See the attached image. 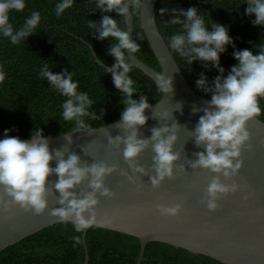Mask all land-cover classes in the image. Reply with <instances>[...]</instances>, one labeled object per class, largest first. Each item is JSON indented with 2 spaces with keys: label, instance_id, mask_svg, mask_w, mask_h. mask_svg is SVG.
Masks as SVG:
<instances>
[{
  "label": "clouds",
  "instance_id": "clouds-1",
  "mask_svg": "<svg viewBox=\"0 0 264 264\" xmlns=\"http://www.w3.org/2000/svg\"><path fill=\"white\" fill-rule=\"evenodd\" d=\"M75 0H57L55 14L61 16L66 9L73 6ZM144 0H95V8L103 15L99 24L89 20L88 27L96 39L112 38L109 55L114 57L111 67L103 69L112 76L113 84L122 94L121 103L125 105L120 113L121 127L126 135L109 137V144L119 148L123 144V156L133 167L135 172L144 173L143 166L136 164V158L151 145L153 167L155 175L151 176V183L158 187L165 178H172L179 153L174 151V144L178 139L180 124L173 121L161 127H153L150 137H141L140 128L149 119L146 110L152 107L148 96L138 93L136 81L130 75L133 69L130 56L125 50L135 54L140 44L133 39L122 26L135 13L142 10ZM245 12L254 15L253 26H264V0H246ZM26 0H0V36L10 39L12 44H18L35 33L41 21V13L32 11L20 27H14L10 22V13L23 11ZM116 12L123 21L113 18L108 13ZM160 15L171 13L172 19L166 21L172 25H179L180 29L167 37V47L178 54L188 65L200 60L203 67L218 70L211 85L204 73H200L196 80V87L204 93L210 94L207 107L192 133L196 145H203L204 151L198 152L195 161H189L192 169H205L215 173L206 190L205 203L209 210L218 208L217 201L224 195L235 193L240 185L226 183L237 176L243 166L242 150L252 149L251 133L247 124L254 117L261 115V100H264V43L255 45L256 54L250 49H236L234 38L229 34V28L213 20L207 22L205 14L197 7L160 8ZM155 18L148 21L154 24ZM154 34V33H153ZM251 43V42H250ZM234 49L232 56L237 61L225 75V68L221 66V54L227 52L228 46ZM3 65L0 64V83L6 78ZM39 76L46 79L49 86L66 99L60 105L61 116L64 121L74 124L72 131H92L87 120L99 119L95 112L90 111L95 103L85 91L79 90V80H74L75 72L65 68L60 73L50 70L47 63L39 70ZM156 91L161 94L162 101L165 94L173 93V79L164 71L154 74ZM196 109H194L195 111ZM101 116L104 110L101 109ZM161 119L167 121L171 112L167 109L158 113ZM87 118V120H86ZM10 129L4 130V138L0 139V186L10 197L5 200L0 195V206L4 209L19 205L25 211L34 214L45 212L48 206L49 177L55 174L58 179L54 189L58 192L60 207L51 211L53 217L65 224L71 223L75 232L80 233L98 223L96 209L100 203L99 197L111 198L115 193L105 185V178L115 170V165L105 162H94L91 165L81 164V158L71 153L67 158L59 150L50 149L49 136L44 135L40 127H33L30 138L20 139L10 135ZM67 136V133L64 134ZM56 159L55 167L50 162ZM223 177V180L221 179ZM88 180L87 189L76 191L78 185ZM247 199V196L244 197ZM182 205H157L164 216H177ZM75 244L80 243L79 235L73 236Z\"/></svg>",
  "mask_w": 264,
  "mask_h": 264
},
{
  "label": "water",
  "instance_id": "water-1",
  "mask_svg": "<svg viewBox=\"0 0 264 264\" xmlns=\"http://www.w3.org/2000/svg\"><path fill=\"white\" fill-rule=\"evenodd\" d=\"M158 0H144L139 11V26L160 67V71L173 79V93L164 95L146 110L149 117L140 128L141 137H150L153 127L169 125L175 120L180 124L174 151L179 153L172 178H165L154 187L150 177L155 175L151 145L136 158V164L143 166L144 173L135 172L123 156V144L119 148L109 144V137L126 135L120 120L88 132H68L66 135L50 137V149H59L67 158L76 153L82 166L94 162L115 165L116 170L106 176L105 185L115 195L111 198L99 197L96 209L98 223L92 227L103 228L127 234L139 239L140 254L136 264L143 259L145 248L150 242H160L175 248L185 249L195 255H203L223 264H264V123L254 117L247 124L251 133L252 149L242 150L243 166L237 176L226 183H237L240 188L235 193L222 196L215 211L206 203V190L212 177L210 170L192 169L189 161H195L197 153L204 151L203 145H196L192 134L207 107L210 98L195 93L185 80L171 52L162 38L155 18ZM134 19L131 16L125 29L133 34ZM154 33V34H153ZM130 56L133 68L140 70L154 81L156 71L125 50ZM104 68H109L96 60ZM207 78V76H206ZM208 80V78H207ZM209 85L211 82L208 80ZM161 99V98H160ZM167 109L171 117L165 121L158 113ZM194 109H196L194 111ZM4 134L0 132V139ZM27 140L25 138H20ZM56 159L50 164L55 167ZM48 183V206L45 212L34 214L19 205L4 209L0 206V252L47 227L62 223L53 217L51 211L60 207L59 194L54 189L58 177L53 174ZM223 180V177H221ZM88 180L78 185L76 191L87 189ZM0 195L10 200L0 186ZM247 196V199L244 197ZM182 205L177 216L162 215L157 205ZM83 231L82 243L85 244ZM85 250V262H88Z\"/></svg>",
  "mask_w": 264,
  "mask_h": 264
},
{
  "label": "trees",
  "instance_id": "trees-1",
  "mask_svg": "<svg viewBox=\"0 0 264 264\" xmlns=\"http://www.w3.org/2000/svg\"><path fill=\"white\" fill-rule=\"evenodd\" d=\"M246 0H158L155 6V22L167 45V37L180 29L179 25L167 23L171 13L160 15L159 9L184 8L195 6L205 14L207 22L215 20L229 28L236 49H250L258 52L255 45L264 43V26H253L254 15L246 14ZM57 0H26L23 11L13 10L10 22L20 27L32 11L41 13V21L33 35L18 44H12L9 38L0 36V64L6 72L5 80L0 83V132L10 129V135L29 139L33 127H40L44 135L55 137L72 132L74 124L64 121L61 107L65 97L53 90L46 79L39 76V70L47 63L50 70L60 73L65 68L74 71V80H79V90L85 91L95 102L90 111L100 118L87 120L92 129L100 128L120 120L125 105L121 103L122 94L115 88L110 73L99 65L100 61L111 67L114 57L109 55L112 38L96 39L88 21L99 24L103 13L95 8V0H75L73 6L57 17ZM118 21H123L116 12L108 13ZM134 27L132 38L140 44L135 56L154 71L160 67L140 29L139 11L132 15ZM125 27V23H122ZM251 42V43H250ZM169 49V48H168ZM173 59L192 90L210 98L196 87L200 73H204L212 82L219 72L216 68L206 69L200 60L192 65L186 64L175 52ZM231 45L221 54V66L226 70L237 63L232 56ZM130 75L136 81L138 93L146 95L153 105L161 98L156 91L154 81L140 70L133 68ZM207 80V81H208ZM264 109V100L260 101ZM104 113L101 116L100 110ZM264 123V111L256 117ZM81 237L75 244L73 236ZM75 232L71 223H58L25 238L19 243L0 252V264H84L85 250L87 264H136L140 254L139 239L127 234L98 227H90L85 233ZM140 264H223L203 255H195L185 249L171 245L150 242L147 244Z\"/></svg>",
  "mask_w": 264,
  "mask_h": 264
}]
</instances>
